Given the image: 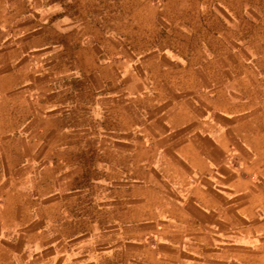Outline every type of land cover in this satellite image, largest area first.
<instances>
[{"label":"crops","instance_id":"1","mask_svg":"<svg viewBox=\"0 0 264 264\" xmlns=\"http://www.w3.org/2000/svg\"><path fill=\"white\" fill-rule=\"evenodd\" d=\"M75 1L0 0V264H264V0Z\"/></svg>","mask_w":264,"mask_h":264},{"label":"rangeland","instance_id":"2","mask_svg":"<svg viewBox=\"0 0 264 264\" xmlns=\"http://www.w3.org/2000/svg\"><path fill=\"white\" fill-rule=\"evenodd\" d=\"M55 1H57V3H59V4L61 2V0H55ZM43 4L44 3H41L40 1H38V3H37L38 6H41ZM67 5H70V12H72V13H73V11H76L75 7H78V6L80 8L84 7L86 9V11L92 12L93 15L100 12L103 15V17L101 18V20H96V22H100L101 27H103V31H104V29L105 30L110 29V30H113L115 33H117V34H115V36H110V37H114V38L116 37L117 40L119 41V44H121V46L126 45L127 42H129V40H131L132 38H135V37L141 38L138 35L133 36V34L131 33V24H130L131 21L125 17L127 15V11L131 9V8H129V6L131 5V0H83L81 2L76 0L74 6L72 5L71 2H69V4L66 3V7H67ZM261 6H262L261 10L264 14V1L262 2ZM61 7H62V4H61ZM113 14H117V17L116 18H112V17L110 18V16H112ZM60 17H61V11L59 8V11L57 9L56 13L53 15L54 20L51 19V21H53V23H54L53 28H56L57 26L60 25V23H59L60 21L57 20ZM85 22H86V27L91 28L94 20L93 19H87ZM234 22H236V25H238L236 20ZM262 26L264 27V23L262 24ZM103 34H104V32H103ZM103 34H102V37L105 39V36H107V35L104 36ZM228 37L231 39L232 38L236 39L240 36L231 35ZM90 38H92V37H90ZM103 53H105V52H103ZM118 53L120 55H122L123 57L126 55L125 52H123V51H119ZM263 54H264V52H263ZM87 76L88 75H85V76L80 75L79 76V75H77V72H75L74 74H72V76L70 78H68V80H63V82L61 80H57V82H55L52 85L54 87L53 89H59V90L62 88L65 89V87L68 86L69 87L68 90L71 91L70 97L68 98V101L70 104L68 121H69L70 127L73 128L70 132V134H71L70 139L75 141V142L79 138L78 132L75 129L81 123H83V119L85 118L84 115H81V111H79V109H78L79 103L85 101V100H83V98L80 97V94H78V88H80L81 90L86 89L84 91L86 93V96H88L87 94L89 92L87 91V89L90 85V82H89V78ZM82 87H85V88L82 89ZM22 120L24 122L28 123L29 116L28 115L23 116ZM86 122L87 123L92 122V120H89L87 117ZM45 123H46L45 116H43V117L39 116L38 124H45ZM74 149L78 150L77 147H75ZM26 183H27L26 184L27 187L30 186L29 185L30 180H27ZM27 190H28V193H31V192H29V189H27ZM42 193L44 194V190H42ZM41 197H44V195H41ZM57 197H58L59 202H60L61 196L58 195Z\"/></svg>","mask_w":264,"mask_h":264}]
</instances>
